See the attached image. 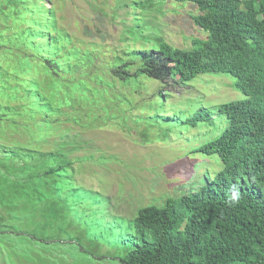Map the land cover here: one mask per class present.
Wrapping results in <instances>:
<instances>
[{"label": "trees", "instance_id": "obj_1", "mask_svg": "<svg viewBox=\"0 0 264 264\" xmlns=\"http://www.w3.org/2000/svg\"><path fill=\"white\" fill-rule=\"evenodd\" d=\"M161 1L187 8L195 32L187 48L96 44L60 23L64 1L0 0V264H84L77 250L59 253L60 233L96 242L119 264H264V0ZM84 26L102 37L99 27ZM204 75L231 78L236 96L216 108L219 117L199 108L184 123L210 127L190 153L222 168L194 191L138 209L133 238L108 235L105 247L93 234L101 226L82 222L85 198L70 179L77 162L56 137L66 126L125 133L130 119L146 118L167 125L155 138L164 141L177 129L158 116L164 90L142 103L131 95L152 82L184 86Z\"/></svg>", "mask_w": 264, "mask_h": 264}, {"label": "rangeland", "instance_id": "obj_2", "mask_svg": "<svg viewBox=\"0 0 264 264\" xmlns=\"http://www.w3.org/2000/svg\"><path fill=\"white\" fill-rule=\"evenodd\" d=\"M61 1L65 4L59 12L63 16L60 23L75 37L96 44L103 40V43L111 46L131 45L136 52L155 46L156 41L187 48L190 38L195 35L186 15L187 8L179 6L178 2ZM137 1L147 4L142 10L131 9L129 6ZM97 10H102L103 16ZM84 25L99 27L101 30L98 34L102 37L85 30ZM230 82L232 85V79L223 75H204L184 86H161L152 82L145 90L132 94L134 102L142 103L154 100L151 93L158 88L164 90L165 106L158 116L161 120L167 118L166 121L171 124L174 122L177 128L164 141L155 138L165 131L167 125L152 127L146 118L140 122L130 119L125 133L98 128L80 130L77 126H66L68 130L56 137V143H65L64 150L69 161L75 159L77 162L71 168L70 179L78 188L74 194L85 198L78 205L83 216L79 212L77 215L81 219L86 218L82 222L87 227L93 224L101 226L93 234L95 237L100 236L98 239L104 242L102 244L105 247L111 243V238L108 240L110 243H107L108 235L133 238L131 222L138 209L152 204L162 206L167 197L176 196L180 191H194L206 176L210 179L222 168L216 158L190 153L211 133L210 127L207 124L189 127L184 122L199 108L210 110L213 118L219 117L216 108L236 96ZM225 121L223 118V123ZM220 127L223 130L225 124ZM78 225L80 229H85L83 224ZM126 228L128 231H124ZM58 236L57 250L60 254L70 255L71 250H77L79 254L82 253V258H86L84 264H119L118 260H112L114 255L100 253L96 242H77L65 233ZM114 249L117 253V248ZM83 253H89V258L83 257ZM60 264L76 262L70 258Z\"/></svg>", "mask_w": 264, "mask_h": 264}, {"label": "clouds", "instance_id": "obj_3", "mask_svg": "<svg viewBox=\"0 0 264 264\" xmlns=\"http://www.w3.org/2000/svg\"><path fill=\"white\" fill-rule=\"evenodd\" d=\"M240 199V193L238 191H233L230 197L231 202H238Z\"/></svg>", "mask_w": 264, "mask_h": 264}]
</instances>
